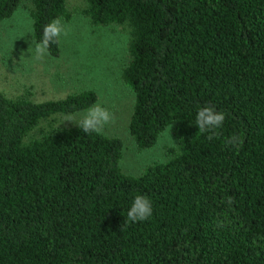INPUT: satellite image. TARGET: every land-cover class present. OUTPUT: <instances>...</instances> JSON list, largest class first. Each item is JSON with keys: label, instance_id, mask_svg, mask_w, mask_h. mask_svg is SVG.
I'll list each match as a JSON object with an SVG mask.
<instances>
[{"label": "trees", "instance_id": "obj_1", "mask_svg": "<svg viewBox=\"0 0 264 264\" xmlns=\"http://www.w3.org/2000/svg\"><path fill=\"white\" fill-rule=\"evenodd\" d=\"M29 1L34 41L71 20L66 0ZM82 1L92 25L129 30L134 143L150 149L172 127L177 145L128 175L120 139L51 124L95 91L44 102L0 92V264H264V0ZM21 2L0 0V21ZM205 105L226 114L211 140L195 122ZM233 134L238 147L225 144ZM136 195L153 213L122 226Z\"/></svg>", "mask_w": 264, "mask_h": 264}, {"label": "rangeland", "instance_id": "obj_2", "mask_svg": "<svg viewBox=\"0 0 264 264\" xmlns=\"http://www.w3.org/2000/svg\"><path fill=\"white\" fill-rule=\"evenodd\" d=\"M71 20L61 19L67 35L59 39L58 56L47 55L42 60L34 58L28 49L32 37L29 0H22L14 14L0 21V92L6 97L22 98L34 102L63 99L84 90L98 95L96 103L113 113V122L105 126L102 134L122 141L121 170L138 176L151 164L164 162L177 140L170 128V138L159 136L154 147L139 149L129 133V120L134 94L121 78L128 62L129 30L122 26L92 25L82 15V0H66ZM83 111L74 115H81ZM55 117L53 126H74ZM64 121V122H63ZM49 125L40 123L32 132L38 136Z\"/></svg>", "mask_w": 264, "mask_h": 264}, {"label": "clouds", "instance_id": "obj_3", "mask_svg": "<svg viewBox=\"0 0 264 264\" xmlns=\"http://www.w3.org/2000/svg\"><path fill=\"white\" fill-rule=\"evenodd\" d=\"M62 35H67L65 27L60 18H54L42 29V38L40 41L31 40L28 49L34 52L36 60H42L48 55V49L51 44L58 43ZM225 113L217 111L213 106L205 105L198 108L195 122L201 133H211L208 139L216 138L225 120ZM113 113L99 103H94L83 110L81 115L66 114L64 121L74 123L85 134H101L105 126L113 122ZM63 121V122H64ZM165 135L170 138V128L166 130ZM171 139V138H170ZM172 140V139H171ZM226 145L238 147L240 137L233 134L225 140ZM153 213L151 200L145 195H136L127 211V219L123 225L147 220Z\"/></svg>", "mask_w": 264, "mask_h": 264}]
</instances>
